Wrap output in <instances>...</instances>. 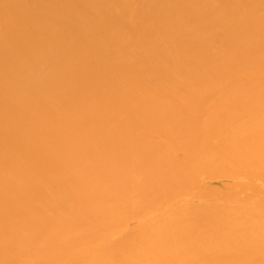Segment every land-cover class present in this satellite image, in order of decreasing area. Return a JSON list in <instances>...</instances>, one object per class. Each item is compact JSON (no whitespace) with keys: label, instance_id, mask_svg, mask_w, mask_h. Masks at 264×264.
I'll return each instance as SVG.
<instances>
[{"label":"bare ground","instance_id":"obj_1","mask_svg":"<svg viewBox=\"0 0 264 264\" xmlns=\"http://www.w3.org/2000/svg\"><path fill=\"white\" fill-rule=\"evenodd\" d=\"M0 264H264V0H0Z\"/></svg>","mask_w":264,"mask_h":264}]
</instances>
